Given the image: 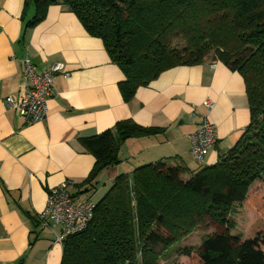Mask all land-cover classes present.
<instances>
[{
    "label": "trees",
    "instance_id": "trees-1",
    "mask_svg": "<svg viewBox=\"0 0 264 264\" xmlns=\"http://www.w3.org/2000/svg\"><path fill=\"white\" fill-rule=\"evenodd\" d=\"M51 6L66 7L102 41L125 78L118 85L124 103L166 71L213 56L211 62L242 77L249 107L241 138L214 165L193 159L199 170L192 172L166 160L116 177L95 203L86 230L62 244L61 264H160L206 218L219 228L203 239L191 264H264V199L250 239L232 236L230 221L234 207L246 203L252 185L264 178V0H26L24 19L32 10L34 17L25 30L41 23ZM164 132L121 121L79 140L95 163L74 187L95 191L101 173L119 165L127 141Z\"/></svg>",
    "mask_w": 264,
    "mask_h": 264
},
{
    "label": "crops",
    "instance_id": "crops-1",
    "mask_svg": "<svg viewBox=\"0 0 264 264\" xmlns=\"http://www.w3.org/2000/svg\"><path fill=\"white\" fill-rule=\"evenodd\" d=\"M25 2L0 0V264H61L63 248L37 216L49 191L64 183H70L71 195L87 194L74 185L86 180L95 160L79 140L121 121L165 129L156 137L127 141L119 165L103 171L97 184L111 186L133 168L166 160L197 172L190 135L200 121L207 119L215 128L216 144L203 161L211 166L241 138L249 107L242 77L210 60L166 71L126 104L118 91L125 78L102 41L90 37L63 6L49 7L41 23L25 30L34 17L32 10L24 19ZM25 59L38 74L57 63L70 73L54 79L46 117L33 125L3 105L5 98L26 93ZM206 101L211 110L203 106Z\"/></svg>",
    "mask_w": 264,
    "mask_h": 264
},
{
    "label": "built area",
    "instance_id": "built-area-1",
    "mask_svg": "<svg viewBox=\"0 0 264 264\" xmlns=\"http://www.w3.org/2000/svg\"><path fill=\"white\" fill-rule=\"evenodd\" d=\"M26 77V93L18 98L7 97L3 104L7 111L17 112L28 125L42 122L46 117L47 100L52 96L53 82L57 76L68 78L70 73L65 64L57 63L47 67L41 74L35 72L29 59L23 61ZM203 106L212 109L209 101ZM191 155L195 162L202 164L216 144L214 125L207 119L200 121L197 129L190 135ZM70 183H64L49 191L38 223L54 235V243L62 246L64 241L86 230L93 217L95 203L90 199L74 203L69 193Z\"/></svg>",
    "mask_w": 264,
    "mask_h": 264
},
{
    "label": "rangeland",
    "instance_id": "rangeland-1",
    "mask_svg": "<svg viewBox=\"0 0 264 264\" xmlns=\"http://www.w3.org/2000/svg\"><path fill=\"white\" fill-rule=\"evenodd\" d=\"M213 56H210L208 60L211 62ZM6 99V98H5ZM4 99V100H5ZM4 105V104H3ZM5 108V106H4ZM6 110V108H5ZM100 182L98 185L99 191L91 195V200L94 203L100 201L103 195L111 187L110 184H104ZM89 194L79 195L73 194L74 203L81 202L80 198L86 197ZM264 199V178L254 183L249 190L246 203L237 205L234 207L230 217V221L234 224V229L231 231L232 236H240L241 241H245L251 238V228L257 221V205ZM217 226H212L208 218L200 224L196 231L189 237L184 239L178 247L171 248L166 254L161 256L160 264H191L192 260L197 255V249L199 248L203 239L210 234H214L218 231ZM187 249L191 254L189 257L179 254L178 251Z\"/></svg>",
    "mask_w": 264,
    "mask_h": 264
},
{
    "label": "water",
    "instance_id": "water-1",
    "mask_svg": "<svg viewBox=\"0 0 264 264\" xmlns=\"http://www.w3.org/2000/svg\"><path fill=\"white\" fill-rule=\"evenodd\" d=\"M82 193H85V192H82ZM82 193H81V194H82Z\"/></svg>",
    "mask_w": 264,
    "mask_h": 264
}]
</instances>
